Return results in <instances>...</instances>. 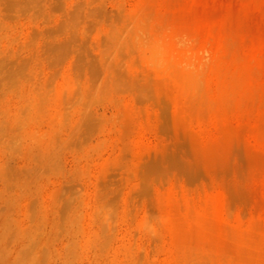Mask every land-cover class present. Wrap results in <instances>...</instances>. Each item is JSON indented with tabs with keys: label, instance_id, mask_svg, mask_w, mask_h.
I'll use <instances>...</instances> for the list:
<instances>
[{
	"label": "rangeland",
	"instance_id": "obj_1",
	"mask_svg": "<svg viewBox=\"0 0 264 264\" xmlns=\"http://www.w3.org/2000/svg\"><path fill=\"white\" fill-rule=\"evenodd\" d=\"M0 264H264V0H0Z\"/></svg>",
	"mask_w": 264,
	"mask_h": 264
},
{
	"label": "clouds",
	"instance_id": "obj_2",
	"mask_svg": "<svg viewBox=\"0 0 264 264\" xmlns=\"http://www.w3.org/2000/svg\"><path fill=\"white\" fill-rule=\"evenodd\" d=\"M191 44V41H187ZM199 58L195 59L187 55L186 50H177L175 54L165 52L161 54L156 48L149 49L148 57L150 64L154 70H158L162 73H167L174 66L180 72L185 75H195L203 63L210 58V53L207 50H201L196 54Z\"/></svg>",
	"mask_w": 264,
	"mask_h": 264
}]
</instances>
